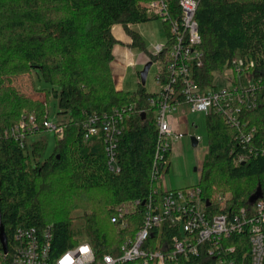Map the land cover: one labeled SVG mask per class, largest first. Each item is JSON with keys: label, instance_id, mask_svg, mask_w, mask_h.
<instances>
[{"label": "trees", "instance_id": "16d2710c", "mask_svg": "<svg viewBox=\"0 0 264 264\" xmlns=\"http://www.w3.org/2000/svg\"><path fill=\"white\" fill-rule=\"evenodd\" d=\"M148 1L0 0V87L5 76L36 72L49 84L42 89L47 100L51 95L56 97L57 113L69 119L62 124L64 134L57 138L53 152L39 161L45 141H35L31 151L25 152L5 132L24 115H43L47 106L28 100L18 102L15 113H0V224L10 247L16 227L51 226L53 253H63L85 238L97 256L119 255L124 241L138 231L145 205L140 204L118 222L112 217L125 200L148 202L155 197L159 133L151 100L159 95L141 83L135 91L116 88L111 63L115 45L123 42L112 28L123 25L133 39L132 46L148 51L133 26L161 18L147 11ZM181 14L179 0H169V17L163 20L164 51L149 53L150 60L161 65L163 79L168 73L164 64L171 59L167 55L171 24ZM196 19L203 52L202 66L194 68L197 83L203 89L218 86L217 74L231 69L238 56L245 60L242 73L251 72L260 83L255 90L257 106L242 110L240 128L224 113H206L209 144L196 186L205 199L229 194L224 206L218 199L214 201L213 211L235 213L249 206V198L259 185L264 196V154L259 151L264 144V0H199ZM18 81L11 79L7 84L15 89L13 93ZM2 100L0 96V103ZM130 105L134 107L124 115L116 152L121 171L114 173L102 136L86 140L84 124L93 114ZM252 130L253 139L243 142L240 134ZM243 154L247 159L242 162L238 157ZM182 233L164 223L161 229L154 227L144 247H159V239L170 244L173 235ZM221 244L223 248L235 247L231 256L238 264L246 256L244 263H250L246 233H231ZM178 261L217 264L213 255L205 253L181 255Z\"/></svg>", "mask_w": 264, "mask_h": 264}, {"label": "built area", "instance_id": "2783aa9c", "mask_svg": "<svg viewBox=\"0 0 264 264\" xmlns=\"http://www.w3.org/2000/svg\"><path fill=\"white\" fill-rule=\"evenodd\" d=\"M182 11L181 19L173 21L171 26V44L167 55L170 60L164 67L167 74L162 78V67L159 64L156 74L158 99H152L155 107L153 117L157 124L159 140L156 148V169L154 178L160 179V189L155 188V197L148 202L141 199L125 200L117 205V214L112 221L118 222L125 216L134 213L140 204L145 205L143 221L135 236L128 238L121 246L119 255L104 254L97 256L90 242L82 240L65 251L53 253L52 227L38 228L35 226H18L13 232L11 247L7 239V252L0 241V264H179V257L198 256L205 253L213 255L217 264H238L231 253L235 247L223 248L221 241L231 233H246L249 237V264H264V196L248 207H242L235 213L213 211L214 201L219 200L221 206L226 205L229 194H218L212 198H203L201 189L197 186L185 189L167 188L162 185V178L169 164V155L175 142L182 139L184 133L174 130L169 115L185 104L194 112H220L233 120L240 128V113L244 108L257 106L256 89L258 82L254 81L251 72L242 73L245 60L234 58L232 75L237 78L232 86H216L203 89L194 78V68L203 64V52L199 45L202 38L196 19L199 0H179ZM150 14H157L163 20L169 17V0H149L145 3ZM165 43L156 46V54L164 51ZM245 74L247 84L240 82V76ZM134 105L117 108L113 112L101 115L93 114L85 126V139L90 140L102 136L106 157L111 171H121L117 158L119 137L123 130L124 115ZM43 121L45 130H54L63 137L64 126L51 122L47 115L42 118L34 114L24 115L19 123L13 125L6 134L18 141L22 148L27 146V137L39 130V122ZM254 131L241 133L243 142L253 139ZM57 137V138H58ZM202 136H196L197 141ZM259 151L264 154V144ZM246 154L238 157L245 161ZM166 223L178 228L182 234H175L171 243L160 240L159 247H144L145 241L153 236V229L162 228ZM120 225L126 227V222ZM182 236V237H181ZM160 238V237H159ZM171 246V248H170ZM247 257V256H246ZM244 257L240 264H245Z\"/></svg>", "mask_w": 264, "mask_h": 264}, {"label": "rangeland", "instance_id": "374dc122", "mask_svg": "<svg viewBox=\"0 0 264 264\" xmlns=\"http://www.w3.org/2000/svg\"><path fill=\"white\" fill-rule=\"evenodd\" d=\"M182 16V14H181ZM181 19V17L179 18ZM173 24V21H172ZM171 24V26H172ZM139 31L143 35V39H145L146 46L148 50H151L152 46L151 43L154 42H165L166 40V32H165V25L162 18H153L146 22H142L138 24ZM136 29V28H135ZM125 30V28H124ZM127 33V32H126ZM128 34V33H127ZM129 35V34H128ZM136 60L139 56V53L141 52V49L133 48L131 47ZM156 52V51H154ZM148 58V55L145 54ZM238 58H241L238 56ZM150 61V60H148ZM146 61V62H148ZM137 63V61H136ZM144 64H133L128 67H126V73L123 76V84L124 88L127 91H135L139 87V74L140 71L144 68ZM159 64L156 62H153V64L150 67L145 87L149 91H155L158 89L157 83H156V74L158 70ZM234 67V64H233ZM25 75V76H24ZM237 75L235 73L231 72V69L228 67L225 69L224 72H220L217 74V85L218 86H232V81H235V78ZM11 79H19L20 85L17 88V92H6L5 87L7 86L8 82ZM28 81L24 82V81ZM240 82H243L244 84H247L249 81L247 80L245 74L243 76H240ZM18 84V82L16 83ZM32 85V88L27 86ZM258 84H260L258 82ZM37 88L34 89L35 87ZM28 87V88H27ZM49 84L40 76L36 74V72H32L30 75L28 72L26 74H20V75H11V76H5V83L3 86L0 87V96L3 97V102L0 103V113H15L16 110V104L18 102H25V101H38L40 103H43L47 106V111L41 115L42 118H44L45 115L48 116L49 120L55 124H64L68 122V115L66 114H58L59 112V106H58V99L54 96H50V99L47 100L46 93L42 91L43 88H48ZM29 90V93L32 92L34 96H28L26 92ZM11 93V97L7 94ZM12 97L14 99L12 100ZM188 117L191 120H201L200 124L198 125V132L201 134L203 139L200 141V144H198L197 147H194L191 142V136L195 135L194 133L197 132L195 130H192L188 135L185 136V138L182 140L183 144L180 146H177L173 148V151L171 153L170 157V169L168 172L164 173V176L166 175V182H164V179L162 178V185L167 188H173V189H185L189 187L196 186V184L199 181L200 178V170L202 166V162L204 160L205 153L207 151V147L209 144L208 141V135H207V127H206V114H196V113H189ZM19 123V122H18ZM39 124V130H37L35 133L32 132L27 137V146L25 148V152L31 151L33 144L35 141L42 140L45 141V151L43 153V156L39 157V161H44L45 158H47L54 150V147L57 142V137L59 136L54 130H49L44 128L43 121L40 120ZM65 127V125H63ZM60 139V137H58ZM176 148H179L178 150H175ZM174 154H177L176 156ZM108 162V160H107ZM178 180V183H176ZM157 189H160V179L157 183ZM82 239V238H80ZM82 240H85L82 239Z\"/></svg>", "mask_w": 264, "mask_h": 264}, {"label": "crops", "instance_id": "0c3cea01", "mask_svg": "<svg viewBox=\"0 0 264 264\" xmlns=\"http://www.w3.org/2000/svg\"><path fill=\"white\" fill-rule=\"evenodd\" d=\"M133 26L139 31L138 24L133 25ZM112 32H113L114 36L117 39H119L120 41L123 42V44H117V45H115V48H114V60L111 63V66L113 67V73H114L113 76H114V80H115V85H116V88L117 89H123V90H125L124 84H123V76L126 73V69H127L126 67H128L130 65H133V64H139V63L140 64H144V63H146V61L150 60L149 53L150 54L152 52L155 53L154 51H156V46L158 44L164 43V42L162 41V42H157V43L156 42L151 43V46H152L151 50H148L146 52L143 51V50H141V52L138 55L139 57L136 60H134L135 59V54H134V52H133V50L131 48V47H133L132 46L133 39H132V37L130 35H128L126 33V31L124 30L123 25H121V24H115V25H113ZM141 35H142V33H141ZM142 37H143V35H142ZM144 41H145V39H144ZM133 48H135V47H133ZM145 54L148 55V58L146 57ZM136 61H137V63H136ZM157 72H158V70H157ZM139 81H140V74H139ZM20 82L21 81H18V84L19 85H20ZM24 82H27L28 83V81H24ZM139 83H141V81ZM27 86H28V84H27ZM28 87L29 88L30 87L32 88V85H29ZM13 89L14 88H12V87H10L8 85L6 86V90L8 92H12ZM29 90L30 89H28L27 91H23V92H26V94L28 96H34L32 94V92L29 93ZM7 95L10 96L12 94L9 93ZM189 113L201 114L202 112H194V111H191L189 108H187V106L185 104H182V105H180V107H179L178 110L174 111L171 115H169L172 128H174V130H179V131H182L184 133V136L182 137V139L175 142V147L179 146L180 143H181L180 144V146H181L183 144L182 140L192 130H195L197 132L194 133L195 135L191 136V142H192V137H195V139H196V136L201 135L198 132V127H199L198 125L201 122L200 118H199V120L198 119L197 120H191L188 117ZM203 114H205V113H203ZM202 139H203V137L201 138V140ZM201 140L197 141V139H196V141H197L196 145H193V144L192 145L194 147H197L198 144H200V141ZM178 149L179 148H176L175 150H178ZM207 149H208V147H207ZM206 152H204V153L206 154ZM171 153L169 155V164H168V167H167L166 172H168L169 169H170V165H171V162H170ZM174 155L176 156L177 154H174ZM164 182L167 183V181H166V175L164 176ZM176 183H178V180H177ZM173 188H175V187H173Z\"/></svg>", "mask_w": 264, "mask_h": 264}, {"label": "water", "instance_id": "95a60500", "mask_svg": "<svg viewBox=\"0 0 264 264\" xmlns=\"http://www.w3.org/2000/svg\"><path fill=\"white\" fill-rule=\"evenodd\" d=\"M153 64V61L150 60L145 63L144 68L140 71V81L142 85L146 84L147 76L150 70L151 65ZM197 141L195 137H192V144L196 145ZM263 196L261 185L258 186V189L250 196L249 202L254 203L257 199L261 198ZM0 241L2 242L3 249L5 252L8 250L7 246V237L5 235L3 226L0 224Z\"/></svg>", "mask_w": 264, "mask_h": 264}]
</instances>
